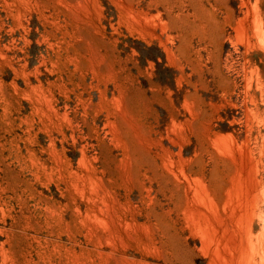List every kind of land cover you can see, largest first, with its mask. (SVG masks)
I'll use <instances>...</instances> for the list:
<instances>
[{"label": "rangeland", "instance_id": "rangeland-1", "mask_svg": "<svg viewBox=\"0 0 264 264\" xmlns=\"http://www.w3.org/2000/svg\"><path fill=\"white\" fill-rule=\"evenodd\" d=\"M242 1L0 0V264H264V0Z\"/></svg>", "mask_w": 264, "mask_h": 264}, {"label": "bare ground", "instance_id": "bare-ground-1", "mask_svg": "<svg viewBox=\"0 0 264 264\" xmlns=\"http://www.w3.org/2000/svg\"><path fill=\"white\" fill-rule=\"evenodd\" d=\"M146 1V0H145ZM244 1V0H243ZM242 1V2H243ZM246 1V0H245ZM200 2V1H199ZM202 2V1H201ZM216 2V1H215ZM168 3V2H167ZM251 3V2H250ZM138 4V3H137ZM141 4H143V3H141ZM147 5V4H146ZM150 5V4H149ZM213 5V4H212ZM151 6V5H150ZM206 6V5H205ZM138 7V6H137ZM204 7V6H203ZM219 7V6H218ZM242 7V6H241ZM140 8V7H139ZM139 8H134L133 10H134V12H136L137 14L139 13V14H141L142 16H144V18H145V20H148V19H150V16L148 17V16H146V13H144L143 11H141V10H139ZM142 8V7H141ZM222 8V7H221ZM129 9V8H128ZM136 9V10H135ZM182 7L180 8V10L177 12V13H175V11H174V6H172V5H169V6H167V11H168V15L170 16V18H171V20H173V24H172V27H171V29H172V31H176L177 33H176V35H168V38L169 39H176V38H181L182 37V34H181V29H182V26L185 24V23H187L186 21L188 20V18L190 17L189 16V14L188 15H186V14H184L183 12H181L182 11ZM219 9V8H218ZM131 10V9H130ZM149 11V10H148ZM86 14V13H85ZM133 14V13H132ZM234 15V14H233ZM135 16V15H134ZM195 16V15H194ZM155 17V15L153 16V18ZM157 17V16H156ZM208 17V16H207ZM226 17V16H225ZM224 17V18H225ZM201 18V17H200ZM258 18H259V16H258ZM139 19V18H138ZM159 19V18H158ZM192 19V18H191ZM237 19V18H236ZM144 20V21H145ZM152 20V19H151ZM249 20V19H248ZM254 20V19H253ZM153 21V20H152ZM234 21V20H233ZM258 21V20H257ZM256 21V22H257ZM261 21V20H260ZM259 21V22H260ZM170 22V21H169ZM166 23V22H165ZM165 23H162L163 25H164V27L166 28L167 26H166V24ZM203 23V22H202ZM196 24V23H195ZM220 24H221V22H220ZM237 24H240V20L239 21H237ZM260 24V23H259ZM139 25V24H138ZM204 25V24H203ZM224 25V24H223ZM250 25V24H249ZM253 25V27L255 26L254 24H252ZM261 25V24H260ZM218 26V25H217ZM259 26V25H258ZM152 27V26H151ZM197 27V26H196ZM230 27V26H229ZM247 27V26H246ZM164 28V29H165ZM261 28V27H260ZM186 29V28H185ZM262 29V28H261ZM162 30V29H161ZM163 31V30H162ZM226 31V30H225ZM236 31V30H235ZM263 31V30H262ZM161 34V33H160ZM225 34V33H224ZM247 34V33H246ZM262 34V33H261ZM159 35V34H158ZM259 35V34H258ZM263 35V34H262ZM226 37V36H225ZM247 38V37H246ZM264 40V39H263ZM262 40V41H263ZM164 41V40H163ZM166 42L168 41V40H165ZM173 41V40H172ZM175 41V40H174ZM230 41V40H229ZM180 42V41H179ZM233 42V41H232ZM164 44H165V42H164ZM173 44V43H172ZM263 44V43H262ZM175 45V44H174ZM247 45V44H246ZM168 46V45H167ZM176 46V45H175ZM170 48V47H169ZM176 54V53H175ZM197 56V55H196ZM174 57V56H173ZM193 57V56H192ZM191 57V58H192ZM247 59V58H246ZM184 69V68H183ZM231 69V68H230ZM243 71V70H242ZM182 73V72H181ZM183 74V73H182ZM244 75V74H243ZM251 83H252V81H251ZM177 121V120H176ZM177 123V122H176ZM175 126V125H174ZM252 134V133H251ZM252 136V135H251ZM139 146V145H138ZM162 149V148H161ZM56 150V149H55ZM243 150V149H242ZM164 151V150H163ZM244 151V150H243ZM242 154V153H241ZM240 154V155H241ZM238 155V154H237ZM89 157V156H88ZM96 157V156H95ZM170 157V156H169ZM250 159V158H249ZM254 161V160H253ZM158 163V162H157ZM256 163V162H255ZM159 165V164H158ZM245 165V164H244ZM256 165V164H255ZM251 166V165H250ZM249 166V167H250ZM246 167V166H245ZM247 168V167H246ZM245 168V169H246ZM166 169V168H165ZM70 170V169H69ZM145 170V169H144ZM256 170V169H255ZM62 171V170H61ZM72 171V170H71ZM159 171V170H158ZM164 171H166V170H164ZM247 171V170H246ZM151 172V171H150ZM242 173H244L243 171H241ZM60 173V172H59ZM161 173H162V171H161ZM247 173V172H246ZM169 174V173H168ZM255 174V173H254ZM60 175V174H59ZM146 175V174H145ZM71 176V175H70ZM205 176V175H204ZM242 176H243V174H242ZM1 177V176H0ZM72 179V178H71ZM167 179H168V177H167ZM73 180V179H72ZM171 180V179H170ZM246 180V179H245ZM26 181V180H25ZM24 181V182H25ZM168 181V180H167ZM238 181V180H237ZM27 182V181H26ZM79 182V181H78ZM83 182V181H82ZM249 182V181H248ZM231 183H229V185H230ZM241 184V183H240ZM246 184V183H245ZM75 185V184H74ZM238 185H239V182H238ZM70 186H72L71 184H70ZM249 186V185H248ZM19 187V186H18ZM74 187V186H73ZM250 188V187H249ZM248 189V188H247ZM74 191H75V189H74ZM71 192V191H70ZM232 192V191H231ZM241 192H242V189H241ZM229 193V192H228ZM251 193V192H250ZM211 195V194H210ZM217 194H215V196H216ZM74 196V195H73ZM209 196V195H208ZM214 196V195H213ZM231 196V195H230ZM210 197V196H209ZM208 198V197H207ZM223 198V197H222ZM2 199V198H1ZM74 201V200H73ZM208 201V200H207ZM228 202V201H227ZM251 202V201H250ZM227 204V203H226ZM222 205V204H221ZM227 207V206H226ZM200 210V209H199ZM248 212V211H247ZM3 213V212H2ZM246 214V213H245ZM103 216H105V215H102V217ZM192 216H194V215H192ZM245 216V215H244ZM105 217H107V216H105ZM198 217H199V215H198ZM107 219V218H106ZM199 219V218H198ZM203 220V219H202ZM201 222H203V221H201ZM223 222V221H222ZM208 224V223H207ZM207 224H206V226H207ZM204 225V224H203ZM227 225V224H226ZM219 226V225H218ZM242 226V225H241ZM216 227V226H215ZM223 228V227H222ZM230 228V227H229ZM231 228H232V226H231ZM226 229H227V227H226ZM230 230V229H229ZM209 231V230H208ZM222 231V230H221ZM211 232V231H210ZM214 233V232H213ZM222 233V232H221ZM224 233V232H223ZM250 233V232H249ZM213 235V234H212ZM227 235V234H226ZM229 235V234H228ZM250 235V234H249ZM210 236V235H209ZM225 237V236H224ZM234 238H236V237H234ZM234 238H232V241H233V239ZM222 239H223V237H222ZM238 239V238H237ZM250 239V238H249ZM216 240V239H215ZM226 241V240H225ZM235 241V240H234ZM218 242V241H217ZM230 244V243H229ZM248 244H249V242H248ZM244 245V244H243ZM229 246V245H228ZM230 246H231V244H230ZM239 246V245H238ZM241 246V245H240ZM222 247V246H221ZM236 247H237V245H236ZM245 247V246H244ZM232 248H233V246H232ZM230 249H231V247H230ZM236 249V248H235ZM241 249V248H240ZM223 250V249H222ZM242 250V249H241ZM246 250V249H245ZM1 251H4V250H2L1 249ZM228 251V250H227ZM232 251V250H231ZM5 252V251H4ZM223 253H224V251H222ZM233 252V251H232ZM235 252V251H234ZM220 253V252H219ZM226 253V252H225ZM3 254H5V253H3ZM239 254V253H238ZM76 255V254H75ZM233 255V254H232ZM225 256V255H224ZM4 257H5V255H4ZM24 257V256H23ZM229 257V256H228ZM227 257V258H228ZM249 259V258H248ZM215 260V259H214ZM231 260V259H230ZM230 260H229V262H230ZM247 260V259H246ZM216 261V260H215ZM223 261V260H222ZM235 262V261H234ZM233 262V263H234ZM232 263V261L230 262V264Z\"/></svg>", "mask_w": 264, "mask_h": 264}]
</instances>
